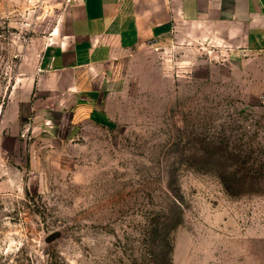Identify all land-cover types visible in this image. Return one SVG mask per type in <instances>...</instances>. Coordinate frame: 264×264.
Masks as SVG:
<instances>
[{"label":"rangeland","instance_id":"rangeland-1","mask_svg":"<svg viewBox=\"0 0 264 264\" xmlns=\"http://www.w3.org/2000/svg\"><path fill=\"white\" fill-rule=\"evenodd\" d=\"M72 1L0 0V264H264V94L208 32L135 56L75 130L2 129Z\"/></svg>","mask_w":264,"mask_h":264},{"label":"crops","instance_id":"crops-1","mask_svg":"<svg viewBox=\"0 0 264 264\" xmlns=\"http://www.w3.org/2000/svg\"><path fill=\"white\" fill-rule=\"evenodd\" d=\"M192 29L228 48L230 63L264 94V0H73L29 92L7 105L2 129L31 114L49 136L60 135L67 115L75 130L79 117L98 116L100 104L120 93L135 56Z\"/></svg>","mask_w":264,"mask_h":264},{"label":"water","instance_id":"water-1","mask_svg":"<svg viewBox=\"0 0 264 264\" xmlns=\"http://www.w3.org/2000/svg\"><path fill=\"white\" fill-rule=\"evenodd\" d=\"M59 236H60V232L57 231V232H55L54 234H52V235L48 238V241H49V240L56 239V238H58Z\"/></svg>","mask_w":264,"mask_h":264}]
</instances>
